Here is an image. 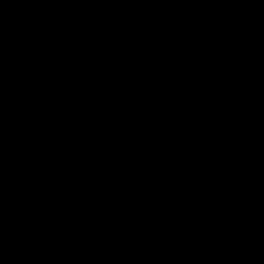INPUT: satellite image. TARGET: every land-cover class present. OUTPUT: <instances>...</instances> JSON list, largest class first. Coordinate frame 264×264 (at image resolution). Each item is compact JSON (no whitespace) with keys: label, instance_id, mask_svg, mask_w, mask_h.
I'll return each mask as SVG.
<instances>
[{"label":"water","instance_id":"1","mask_svg":"<svg viewBox=\"0 0 264 264\" xmlns=\"http://www.w3.org/2000/svg\"><path fill=\"white\" fill-rule=\"evenodd\" d=\"M0 264H264V0H0Z\"/></svg>","mask_w":264,"mask_h":264}]
</instances>
